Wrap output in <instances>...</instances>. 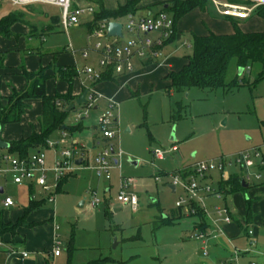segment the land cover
<instances>
[{
  "label": "rangeland",
  "instance_id": "obj_1",
  "mask_svg": "<svg viewBox=\"0 0 264 264\" xmlns=\"http://www.w3.org/2000/svg\"><path fill=\"white\" fill-rule=\"evenodd\" d=\"M103 1L106 5L105 0ZM169 1L159 0L160 4L153 5L152 9H161ZM226 1L252 4L243 0ZM123 2L125 0H107V5L114 8ZM78 3L81 6L93 4L92 6L98 7L95 0H78ZM203 10L198 7L177 22L178 34L171 45L174 70L179 69L185 57L192 53L194 35L228 30L218 20L206 17ZM9 11L23 12L26 19L13 24L12 35L9 37L0 36V50L6 49V66L14 69L11 72H0L2 106L8 104V97L14 90L20 91L24 87L20 85L25 81L23 66L32 71L45 67L52 75L46 84L47 93L66 94L70 85L53 76L54 65H77L78 69L90 66L98 71L101 69L98 62L100 55L93 50L95 44L115 41L114 37H97L89 32L87 22L92 19V14H84L80 17L79 24L65 29L60 22L62 9L56 5L34 3L14 6L9 0H1L0 14ZM138 13L141 16L142 9ZM120 21L125 25L127 23L124 18ZM240 26L245 31H261L264 30V19L254 14L250 19L240 20ZM230 27L232 32L234 27L232 24ZM124 33V40L134 36L127 28ZM154 35L155 32L150 34ZM85 50L89 51L87 58L83 55ZM262 69L260 62L247 68L238 67L236 58H232L226 74V82L230 85L216 89H167L164 75L168 68L140 75L134 82L127 83L125 89L128 96L119 100L116 113L118 124L114 125L120 131L114 141L112 139L107 143L114 145L116 152H123L121 157H117L116 153L114 155L119 163L113 164L111 178L100 177L91 167L92 164L77 167L64 182L62 191L56 194L55 201L49 202L46 199L40 212L34 215L35 219L41 220L39 224L31 227L28 232L21 231L16 242H12L10 238L0 239V249H4L0 251L1 262L4 263L5 257L10 253L13 260L20 262L23 259L24 262V249H43L39 253L28 251V259H34V264H93L100 261L105 264H189L187 261H190V251L201 249L200 242L189 237L191 233H197L193 224L198 219L186 208L177 206L176 202L184 192L180 187L173 191L172 175L187 163L212 160L222 155L231 156L243 149H255L264 154V77L260 78ZM82 78L85 79V75ZM235 79L240 84H233ZM85 81L86 87L98 83L95 82L97 80ZM80 89L82 84L77 78L72 92ZM27 102L28 107L19 122L2 127V139L18 140L22 134L30 131L31 124L37 123L41 114V100L30 99ZM87 110L89 116L83 115ZM79 112L86 120L95 121L97 116V111L88 108L86 104L76 105L68 112L65 125L72 126L77 121L76 114ZM96 134L101 143L111 140L102 137L100 127ZM70 141L71 139L68 142ZM82 141L88 145L89 160L92 162L98 149L92 147V140ZM0 151L14 154L5 148H0ZM156 152L162 153L164 157L158 158ZM132 161H137V165ZM227 172L229 175L244 174L237 165H229ZM257 172H260L261 178L250 181V184L255 180H264V169H255V174ZM208 174L213 179L202 180L200 183L218 189L222 173L215 169ZM122 180L128 183L126 191L137 194V210L118 201ZM0 188L4 189V193L0 191V210H5V219L14 220L15 210L29 202V194L23 192L24 200L17 202L12 208H4L5 196L11 194L15 198L19 197V191L11 175L2 172ZM239 194L243 192L240 191ZM93 196L100 200L96 207L90 203ZM46 197L40 188L35 190V199L43 200ZM164 217L171 223H163ZM55 226L57 228L54 233ZM262 233L258 249L264 251V227ZM56 234L60 240L61 256L53 255ZM26 238L29 240L28 244ZM230 244L224 245L225 249H231L233 245ZM235 245L239 249H246L244 242H236ZM204 252H201L200 257H203ZM261 257L264 258V252ZM190 262L203 264L206 259H194Z\"/></svg>",
  "mask_w": 264,
  "mask_h": 264
},
{
  "label": "built area",
  "instance_id": "obj_2",
  "mask_svg": "<svg viewBox=\"0 0 264 264\" xmlns=\"http://www.w3.org/2000/svg\"><path fill=\"white\" fill-rule=\"evenodd\" d=\"M14 6H25L34 3H47L59 6L62 9L60 22L65 29L79 24L80 17L84 14H92L95 12V6H79L74 4V0H9ZM218 7L220 13L223 15H230L234 17L247 18L251 15L254 8L259 4H264V0H249L253 2L252 5H243L229 1L213 0ZM126 25L122 23V37L116 36L115 41L112 42H98L94 46V51L100 55L99 64L102 67H112L115 73H122L125 70L131 71L134 69L133 58H148L160 57L164 54V42L173 34V18L164 11L156 14L149 13L147 16L135 19L133 14L127 15ZM112 20L104 18L97 23L91 34L93 36H107L109 23ZM124 28L134 36L124 40ZM155 32L156 36H150ZM83 55L89 56V51L85 50ZM79 75H85L86 80L95 81L100 78L101 74L90 66H85L78 69ZM82 84L85 85V80L82 79ZM87 103L88 108H93L98 99L103 95L96 90L88 88ZM119 104L113 99H108L107 108L102 111L99 116L98 125L101 128L104 138L113 139L117 136L118 130L114 128L117 119L116 110ZM77 120L80 121L82 113L76 114ZM88 116V110L85 114ZM75 132L69 130H62L59 136L55 139L47 141L48 148L58 152L54 163L49 166L47 164V153L45 150H36L28 156L10 155L0 152V172L11 175L12 181L16 184L22 185L25 183H35L42 187L48 193V200L55 201L57 188L62 179L68 174L72 173L76 167V160L83 157L85 148L73 135ZM71 139L70 142H68ZM112 145L103 147L95 156L92 167L96 170L100 177L110 178V170L113 164L117 165L119 159L113 158L111 152ZM122 151L118 152L119 157L122 156ZM157 157H162V153L156 152ZM114 161V162H113ZM229 165H237L244 172V180L252 181L260 179L261 174L255 169L264 167V158L259 150L243 149L231 156H220L212 160L198 161L189 170L186 176L182 171L172 175V184L175 187H180L184 192L176 202L180 208H186L189 213H195L196 209L193 204L200 203L204 212L209 216L205 205V196L212 195L218 199L224 198V193L212 188L209 184L202 185L200 181L206 180L208 173L211 170H219L222 176H227V167ZM259 171V170H257ZM52 173V180L49 179ZM128 183L121 181V190L117 196L118 201L129 204L133 210H137L139 205L138 196L135 193L126 191ZM15 201L12 197L6 196L4 199L5 206L14 205ZM91 205L96 207L100 204V200L93 196ZM214 210L217 214V219H212V222L218 225V220L225 223L232 221L231 210L227 206H215ZM251 238V245L256 243L253 232L249 231ZM197 238H205L203 232L195 234ZM55 255L60 253L59 247L54 251ZM24 256L28 253L24 252Z\"/></svg>",
  "mask_w": 264,
  "mask_h": 264
},
{
  "label": "trees",
  "instance_id": "obj_3",
  "mask_svg": "<svg viewBox=\"0 0 264 264\" xmlns=\"http://www.w3.org/2000/svg\"><path fill=\"white\" fill-rule=\"evenodd\" d=\"M142 0H127L124 4L118 5L114 9L107 8L103 0H95L98 4L93 13L92 20L87 22L89 32L97 26V23L107 18L115 20L122 18L130 13L138 10ZM211 0H170L163 4L162 11L169 13L173 18V34L164 42V45L174 40L177 32V22L186 14L196 8H206ZM1 2V0H0ZM251 2V1H249ZM252 4H254L252 2ZM251 4V5H252ZM257 15L264 19V4L257 5L252 15ZM232 23L234 30L231 33H215L209 31L204 35H194L192 44V53L185 57L183 65L177 69L170 71L166 76L167 89H175L182 91L191 87L211 88L226 87L230 83L226 82V74L229 63L232 58H236L238 67L247 68L255 62L262 64V72L260 78L264 77V31H244L240 26V19L233 16L225 15ZM26 15L23 12L9 11L0 14V36L9 37L12 35L11 28L15 22L24 21ZM58 22V21H57ZM5 51L0 52V70L4 67ZM152 59L153 57H149ZM53 76L61 80H65L70 85V90L66 94L55 93L48 94L46 84L52 76L45 67H40L37 71L27 70L22 67V74L26 78V85L20 91L14 90L8 97V104L2 106L0 104V127L5 124L19 122L28 107V100H41V115L39 117L40 130L36 131L32 128L28 136H23L18 140L9 141V152L19 156H28L37 149H45L48 147L47 141L58 130H69L70 132L81 131L82 124L67 126L65 120L69 111L68 105L75 102L77 96L72 93L73 83L78 76V70L74 65H54ZM115 72L109 67L102 72L101 77L96 82L105 80H114ZM233 84H240L238 79L232 81ZM74 109V108H73ZM72 109V110H73ZM264 158V156H263ZM264 168V167H263ZM188 171L184 174H186ZM68 177L65 176L60 182L57 191L59 192L61 184ZM244 174H232L228 178H221L218 189L225 196L246 191L248 187L243 184ZM248 183V181H244ZM247 211L245 218L251 219V200H247ZM44 200L33 201L24 208L22 215L15 223L5 222L3 219L4 212L0 210V237L6 233L16 234L18 227L27 225L33 226L36 222H28V215L41 206ZM199 215H203L202 210H198ZM163 223H171L167 218H163ZM93 264H105L100 261ZM118 264H126L119 262Z\"/></svg>",
  "mask_w": 264,
  "mask_h": 264
},
{
  "label": "crops",
  "instance_id": "obj_4",
  "mask_svg": "<svg viewBox=\"0 0 264 264\" xmlns=\"http://www.w3.org/2000/svg\"><path fill=\"white\" fill-rule=\"evenodd\" d=\"M126 1L127 0H125V2ZM243 1L249 2V0H243ZM125 2L119 3L118 5L124 4ZM105 3H106L105 6L107 8H110V9H114V8L118 7V5L114 8L109 7L107 5V0H105ZM74 4L81 6L78 3V0H74ZM157 4H160L159 0H142L139 4L138 10L131 13V14H133L134 17L138 16V18L147 16L149 13L156 14V13L162 11V8L157 9L155 11L152 9V6L157 5ZM238 4H241V3H238ZM243 5H246V4H243ZM141 9L143 11V14L141 16H139L138 11H140ZM203 11H204L206 17L208 16L209 18H213L215 20H218V22L220 24H224V29H228V30H223L220 32L214 31L215 33H231L230 32V30H231L230 25L232 24L231 21L225 15L220 13L218 7L215 5L213 0L210 1L208 7H206ZM127 17L128 16L126 15L122 18L126 19V22H127ZM257 17L260 18L259 16H257ZM122 18L115 19L112 21H117V22H120L122 24V22L120 21V19H122ZM183 18H186V15ZM233 18L240 19V20L250 19V18H252V13L247 18L234 17V16H233ZM227 24L228 25L230 24L229 27ZM225 31H227V32H225ZM261 31H264V30H261ZM124 32H125V28H124ZM207 33H209V31ZM207 33H199L197 35H204ZM177 34H178V28H177L176 36H177ZM154 36H156V35H154ZM176 36H175L174 40L167 42L163 46L164 54L162 56L153 57L152 59H150L149 57L148 58L134 57L133 58V63H134V69L133 70H131V71L125 70L122 73H115L114 74V76H115L114 80H105V81H100L98 83H92V86H90V88L96 90L99 94L103 95V97L98 99V101L96 102V104L93 107V109L97 111V116L95 118V121H93V119H87L86 120V117L82 116L80 121L77 120L73 124V125L82 124V126H83V129L81 131H74L75 133H73V135L83 145V147L85 148V151H84L83 157H80L82 159L81 164L76 163L75 169L73 170L72 173L68 174V177L72 176V174L74 173V171L76 170L77 167H80L83 165L87 166L90 164L93 165L94 160H95V156L100 151V149L107 146L108 145L107 143L109 141H112V139H111V140H106L105 142L101 143L100 137L98 136V134H96V130H98V128H99V125H98L99 116L102 113V111H104L107 108L108 99H113L116 102H118V104H119V100L121 98H124V96L125 97L128 96V93L125 89V85L127 83L134 82V80L137 79L138 76H140V75H146L149 73L157 72L161 68H168V71H166L165 75H164V80H165V76L170 71L174 70L173 69L174 61L171 58V55H172L171 54V52H172L171 45L174 43ZM111 37L115 38L116 36H111ZM119 37H122V36H119ZM3 51L6 52V49L0 50V52H3ZM135 59H137V61H135ZM98 62H99V60H98ZM184 62H185V59H184ZM74 66H76V68L78 69L77 65H74ZM108 68L109 67H102L101 66V69H98V71L100 72V74H102V72ZM1 71L11 72V71H14V69L7 67L6 62L4 60V67L0 70V72ZM50 73H52V71ZM77 78L80 80V82L82 84V79H83L82 75L78 74L76 79ZM85 79H86V76H85ZM85 79H83V80H85ZM86 83L87 82L85 81V84ZM20 85H21V87L23 85L24 86L26 85V78H25V81L21 82ZM88 88L89 87H86L84 84H82V89L73 91L72 93H73V95L77 96V98H78L83 93V91L86 89L88 90ZM87 95H89V94H87ZM101 103H102V106H101ZM117 111H118V108L116 110V113H117ZM116 116H117V119L115 121V124H118V114H116ZM31 125H32V128H34L36 131L40 130L39 120H37V123L31 124ZM32 128L30 129V131H27V133L22 134V137L28 136L31 133ZM115 128H116V126H115ZM117 130L120 131L119 128ZM60 132H61V130L56 131L50 139L57 138L59 136ZM1 134H2V127H1ZM102 137H103V135H102ZM117 137H118V135L115 138H113V141ZM1 139H2V137H1ZM82 139H84L86 141L92 140V147H94V148L97 147V149H98L97 152L92 157V162L89 160L88 145L85 141H82ZM105 139H107V138H105ZM2 140L9 143L8 140H5V139H2ZM112 146H113L112 148L114 150L113 158H115V156H114L115 153H116L117 157H119L118 152L120 150L118 152H116L115 146L114 145H112ZM5 149H9V148H5ZM39 150H45L46 151V153H47V164L49 166H51L54 163L56 157L58 156V152L53 150V149H50L48 147L45 149H39ZM4 153H6V152H4ZM13 155H17V154H13ZM262 155L264 156L263 153H262ZM163 157L164 156L158 157V158H163ZM115 159H117V158H115ZM132 163L137 165L138 162L132 161ZM195 163H196V161L192 162V163H187L182 169L177 170L176 173H178V171H182L183 173L185 171V173H186ZM114 164H115V162H114ZM262 169H264V168H258L257 170L261 171ZM52 177H53L52 173H50L49 179L52 180ZM68 177L66 178V180L64 182L67 181ZM228 177H230V175L227 173V176L222 177V178H228ZM110 178H111V176H110ZM212 179H213L212 175H208L206 180H212ZM64 182L61 184L59 192L62 191ZM249 183L250 182H248L247 184L249 185ZM16 185L18 187V191H19L18 196L19 197L15 198L13 195L7 194L6 196L12 197L14 199L15 203L12 206H5L4 200H3L4 208H12L13 206H15L17 204V202H19V201L21 202V200H24L25 197H24V195H22L23 192L29 194V195H27V197L29 196L30 199H29V202L22 204V208L15 210V213H14L15 219L14 220L13 219H5V210L2 209L4 212V216H3L4 221L15 223L16 220L22 215L24 208H26L29 205L28 203H30L31 200L39 201V200L34 198V192L37 188H40L42 190V192L47 195V197L43 199L44 202L41 204V206L38 207L37 209L33 210L27 217L28 222H34V223L36 222V224H39L41 222V220L35 219L34 215L38 214V212H40V210H41V207L47 202L46 199H48V193L46 191H44L42 189V187L36 185L35 183H25L22 185H19V184H16ZM173 186L174 185L172 184V181H171V188L173 189V191H177L178 187H175V186L173 187ZM0 189L3 190V192L1 191V193H4V189L3 188H0ZM247 190H249V191H247ZM247 190L243 191V194H239V195H238V192L229 194L227 196L224 195L223 199H218L215 196L207 195V194H204V192H203L202 195L205 196V205H206L207 211L210 213L209 216L204 212L203 207H202V205H200V203L193 204V207L196 209V211H195V213H191V214H193L198 219L193 224L194 230L197 233L203 232L205 234V238H203V239L197 238L195 236V234H197V233L194 234V232L189 235L190 239L199 241L200 245H201L200 251H199V249H195V250H193V252H191L192 250L190 251L191 254H190V256H188L190 261L194 260V259H200L201 258L203 261H204V259H206V262H203V264H208V262L215 263V264H264V258L261 257V254L264 251H262V249H258L259 241L261 240L262 234H263L262 229L264 227V180H262L261 182H260V180L259 181L255 180V182H253ZM59 192H57V193H59ZM129 192L135 193L134 191H130V190H129ZM180 196H182V195H180ZM248 198L251 200V213L252 214H251L250 221H248L245 218L246 211H247V201L246 200ZM218 203H223L224 205H221ZM216 205L220 206V207L227 206L228 208H230L231 216H232V221L230 223H225L221 220H218V225H216L212 222V219H217V214L214 210V207ZM209 208H211V209H209ZM198 210H202L203 215L197 214ZM50 217L52 220H54V216L51 215ZM164 218H167V217H164ZM36 224H34V225H36ZM34 225L33 226H27V225L20 226L17 228L15 235H12L11 233H6L2 237H0V239L10 238L9 240H11L12 242H16L17 241L16 238L19 237L21 231L28 232V231H30L31 227H34ZM54 225L55 224L53 223V226ZM56 228H57V226L53 227L54 233H55ZM250 230L253 232V235H254L255 240H256V243L254 245H251V243H250V241H251L250 234H249ZM25 232H24V234H25ZM25 235H27V234H25ZM26 240H28V239L26 238ZM236 242L246 243V247H245L246 249H242V248L239 249L235 245ZM28 243H29V240L27 241V244ZM229 243H231L233 245V247L231 249H225L224 245H226V244L229 245ZM54 244H55L54 245V251H55V249L60 246V240L58 239L57 234L54 236ZM0 245H1V241H0ZM59 249H60V247H59ZM3 250L4 249H0V251H3ZM7 250H9V249H7ZM201 250L205 251L204 253H202V255L204 254L203 257H200V254L202 252ZM28 251H36L37 253H39V252H43L44 250L43 249H24V251L22 252V257L25 259V261L23 262V259H21V261H20L21 263L18 262L17 260H13L12 254L10 253L7 257H5L4 263L1 262V257H0V264H34V261H35L34 259H32V258L28 259L29 258V252ZM54 251H53L54 256H61V251L58 255H55ZM24 252H27L28 255L24 256L23 255ZM255 260H256V262H255ZM190 261H187V262L189 264H192ZM114 264H117V263L115 262Z\"/></svg>",
  "mask_w": 264,
  "mask_h": 264
},
{
  "label": "water",
  "instance_id": "obj_5",
  "mask_svg": "<svg viewBox=\"0 0 264 264\" xmlns=\"http://www.w3.org/2000/svg\"><path fill=\"white\" fill-rule=\"evenodd\" d=\"M108 37L111 36H122V24L120 22L117 21H111L109 23V28H108V33H107ZM87 94H88V90H84L83 93L75 100V102L71 103L70 105H68L67 107V111H72L73 108H75L76 105H82V104H86L87 103ZM10 144L4 140L1 139V127H0V148H9ZM111 152L113 153L114 150L113 148L111 149ZM82 159L79 158L76 160L77 164H81ZM245 180H243V185L245 187H248V184L244 182ZM174 187V186H173ZM0 191L3 192L2 189H0Z\"/></svg>",
  "mask_w": 264,
  "mask_h": 264
}]
</instances>
